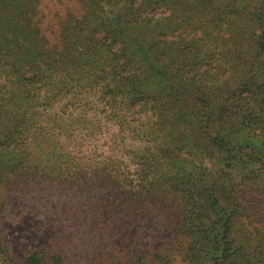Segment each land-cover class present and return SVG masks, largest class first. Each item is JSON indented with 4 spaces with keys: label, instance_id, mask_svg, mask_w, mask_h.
<instances>
[{
    "label": "trees",
    "instance_id": "16d2710c",
    "mask_svg": "<svg viewBox=\"0 0 264 264\" xmlns=\"http://www.w3.org/2000/svg\"><path fill=\"white\" fill-rule=\"evenodd\" d=\"M71 3L52 41L40 0H0V221L6 190L46 183L71 192L73 206L55 217L90 264H264V219L254 218L264 217V0ZM92 110L98 136L68 143L83 151L89 140L97 160L41 169L65 129L37 119L77 112L70 121L81 122ZM108 123L121 145L103 144ZM148 218L175 231L174 245L129 238ZM0 264L70 258L58 244L12 257L0 232Z\"/></svg>",
    "mask_w": 264,
    "mask_h": 264
},
{
    "label": "rangeland",
    "instance_id": "374dc122",
    "mask_svg": "<svg viewBox=\"0 0 264 264\" xmlns=\"http://www.w3.org/2000/svg\"><path fill=\"white\" fill-rule=\"evenodd\" d=\"M71 1L72 0H40L41 12H44V14L49 12V17L53 18L51 22H48V24L44 26L45 36L52 41H55L56 36H58L55 33L57 27H53L54 22H57L54 24L60 22L56 16H59V18L62 16L66 17L69 13H74L75 11L71 8ZM53 11L55 12L52 13ZM1 22L2 21H0V28L6 29V25H3ZM0 36H2V34H0ZM39 110L41 111V109ZM55 112L56 111L50 112L49 116L37 119L38 122L36 125L38 128H44L46 123L53 119L57 124H62L65 129V131L62 130V133H64L62 135L59 133L58 129L56 135L52 134L50 141H56L55 151L58 155H40L42 160L40 168L43 169L47 161L50 160L56 164H61V162H64V160L73 155L82 161L85 160L86 157L97 160L96 156H91L85 152V150H90L92 147V144L87 146L89 140L83 144L81 148L83 151H78V149L74 150V147L71 145L76 143V140L79 141V133L82 131L85 135L99 134L98 131L92 129L97 125L94 119L96 111L92 110L89 113L86 112L81 122H79L78 119L70 121L73 116L78 115L77 112L74 113L72 117H69V113L59 117ZM104 121L106 120L101 118V125L104 124ZM101 130L104 131L102 133L103 137L105 136L107 138L103 142L104 145L113 140H116L117 145H121L120 140H122V135L117 133V127L115 125L108 123L106 127L101 126ZM69 141H73V143H68ZM40 142L41 141H39V143ZM100 143L102 142H99V144ZM43 144H45L44 141L41 142V145ZM95 148L98 149V146L95 145ZM99 148L101 151L104 149H101V146ZM92 151L95 152L96 150ZM105 152L111 156L121 154L117 146L115 148L116 154L113 153L108 146ZM56 164H54L55 167ZM22 183L23 184L18 187L25 188L24 190L15 189L6 190L4 192L6 206L3 219L0 221V232L7 253L12 257L21 258L32 250L58 244L59 248L63 249L64 256L70 258V264H83V262H88L87 264H90L89 256L83 254L82 251L77 248L78 244H81L79 235H75L74 233L70 234L71 228H69V232L66 230L68 226L66 219L59 225L55 217L56 215L63 216L66 210L73 206V204H71L72 201L65 197L69 196L71 192L57 188L48 189L46 183L36 185V183H31L27 180H23ZM242 198L243 202L248 207H257L251 200L252 198L249 199L246 194H244ZM261 212L260 210L256 212L254 217L258 221L264 219L263 213ZM72 214L75 215L74 213ZM133 229L129 238H137V243L140 247L162 251L175 243V231L167 228L157 219H139ZM127 244L126 242L123 243L125 246ZM74 256L77 257L72 262Z\"/></svg>",
    "mask_w": 264,
    "mask_h": 264
}]
</instances>
